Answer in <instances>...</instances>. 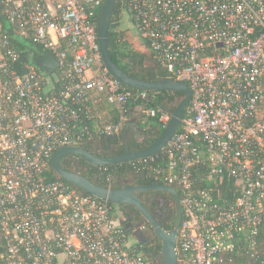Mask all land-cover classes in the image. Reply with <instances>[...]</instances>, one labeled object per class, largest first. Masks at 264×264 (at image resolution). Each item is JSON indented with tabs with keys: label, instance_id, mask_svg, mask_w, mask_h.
<instances>
[{
	"label": "built area",
	"instance_id": "2783aa9c",
	"mask_svg": "<svg viewBox=\"0 0 264 264\" xmlns=\"http://www.w3.org/2000/svg\"><path fill=\"white\" fill-rule=\"evenodd\" d=\"M103 3L0 0V264H151L108 202L45 179L57 150L115 135L126 103L148 97L102 63ZM120 3L128 27L191 92L177 132L136 160L179 192L178 264H264V0ZM9 29L52 52L57 92L34 65L15 68ZM93 99L114 106L119 122L97 123ZM169 117L160 115L164 126ZM222 187L230 197H218Z\"/></svg>",
	"mask_w": 264,
	"mask_h": 264
},
{
	"label": "trees",
	"instance_id": "16d2710c",
	"mask_svg": "<svg viewBox=\"0 0 264 264\" xmlns=\"http://www.w3.org/2000/svg\"><path fill=\"white\" fill-rule=\"evenodd\" d=\"M122 8L123 6L120 0H117L107 36V46L112 61L125 74L141 81H154L157 78L168 76L154 59L153 54L147 46L144 51H136L128 48L127 42L124 40L123 31L118 30L119 22L123 17ZM3 26L5 29L9 27L4 20ZM10 32L11 29H9V36H11L9 41L19 52V60L15 68L22 71L23 65H34L41 74L51 79L53 82V92H57L58 83L55 82L57 68L52 73H45L41 71L35 63V59L45 53L51 54L54 57L52 52L32 42L30 39H16ZM182 97L183 94L181 92H148V97L145 100L128 101L126 103L127 118L122 123L118 133L113 136L103 135L98 137L93 135L81 146L101 157H109L124 153L126 146L131 151L144 149L156 140L164 128V124L160 121V115L164 112L170 113L173 111ZM147 109L155 110L156 115L154 117H146L145 112ZM118 122L119 112L115 108L113 112V121L111 123L116 124ZM81 124L87 125L90 130L93 131V123L85 117L81 118ZM59 164L62 169L76 172L91 182L103 187L122 188L127 185L148 186L158 183L152 179L151 175L146 170L137 166V161L115 163L106 166H94L87 164L77 156L67 155L60 159ZM45 179L46 181H62L72 186L55 174L51 164ZM72 187L80 194L88 195L74 186ZM219 189L218 197H230V192L225 191L227 188L222 187ZM175 191L179 194L177 189H175ZM108 204L112 206L113 209L117 206L111 203ZM143 205L146 206L145 204ZM134 209L133 207V210ZM127 215L129 216L130 214ZM136 215L139 216L138 213ZM261 235L264 240L263 231ZM160 247V243L151 246L149 251L152 255L147 256L151 264H162Z\"/></svg>",
	"mask_w": 264,
	"mask_h": 264
},
{
	"label": "water",
	"instance_id": "95a60500",
	"mask_svg": "<svg viewBox=\"0 0 264 264\" xmlns=\"http://www.w3.org/2000/svg\"><path fill=\"white\" fill-rule=\"evenodd\" d=\"M116 3L117 0H104V3L99 9L96 24L101 60L108 73L127 88L146 92H181L183 97L176 108L170 112L169 120L156 140L146 148L139 151H131L126 146L124 153L109 157H101L91 153L82 146L63 147L53 154L51 165L53 171L59 178L71 184L83 193L114 205L125 204L133 206L149 223L155 236L160 240V255L162 264H178L177 232L180 226L179 215L181 205L179 203L177 192L172 186L154 183L148 186L127 185L122 188L103 187L91 182L76 172L62 169L59 164L60 159L67 155L77 156L87 164L94 166H106L115 163L131 162L150 157L160 151V149L164 147L170 138L177 132L183 118L185 108L190 102L191 92L189 87L184 82L175 81L169 76L157 78L154 81H141L125 74L112 61L108 51L107 36ZM35 63L38 68L45 73H52L57 68L56 59L48 53L38 56L35 59ZM149 190L164 192L173 197L175 201L176 213L174 219L172 220L171 229L166 230L165 228L159 226L152 214L143 205L137 195L139 192Z\"/></svg>",
	"mask_w": 264,
	"mask_h": 264
},
{
	"label": "flooded vegetation",
	"instance_id": "af4514ba",
	"mask_svg": "<svg viewBox=\"0 0 264 264\" xmlns=\"http://www.w3.org/2000/svg\"><path fill=\"white\" fill-rule=\"evenodd\" d=\"M137 195L142 203L146 205L145 207L152 214L159 226L166 230L172 228V220L176 213L173 197L164 192L154 190L139 192ZM177 196L179 198L178 193ZM113 210L116 222L130 235L131 242L138 246L145 255H152L149 251L151 246L160 243V240L155 236L149 223L136 209L133 210V206L125 204L120 206L117 205ZM137 213L139 216L136 215ZM127 214L130 215L128 216ZM179 218L181 223L182 207L180 208Z\"/></svg>",
	"mask_w": 264,
	"mask_h": 264
},
{
	"label": "crops",
	"instance_id": "0c3cea01",
	"mask_svg": "<svg viewBox=\"0 0 264 264\" xmlns=\"http://www.w3.org/2000/svg\"><path fill=\"white\" fill-rule=\"evenodd\" d=\"M125 27H127V31L130 30L131 34L128 35L129 37H133L135 40L138 41V46L140 49L145 50V43L138 37L137 33L128 27L125 23ZM91 108L93 111V116L95 121L100 125L111 123L113 121V112L115 107L111 104L107 103L104 99H93L90 102Z\"/></svg>",
	"mask_w": 264,
	"mask_h": 264
},
{
	"label": "rangeland",
	"instance_id": "374dc122",
	"mask_svg": "<svg viewBox=\"0 0 264 264\" xmlns=\"http://www.w3.org/2000/svg\"><path fill=\"white\" fill-rule=\"evenodd\" d=\"M125 20H124V17H122V19L120 20L119 22V27H118V30L120 31H123V34H124V40L127 42V46L129 49H133V50H136V51H144L142 49L139 48L138 46V41L135 40L133 37H129L128 35L131 34L130 30H126L127 27H125ZM127 24V23H126ZM133 118V117H132ZM134 119V118H133ZM141 139V138H139Z\"/></svg>",
	"mask_w": 264,
	"mask_h": 264
}]
</instances>
